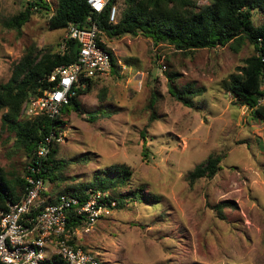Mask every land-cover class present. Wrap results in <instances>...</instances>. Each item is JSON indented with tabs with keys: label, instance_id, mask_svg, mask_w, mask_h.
Returning <instances> with one entry per match:
<instances>
[{
	"label": "rangeland",
	"instance_id": "obj_1",
	"mask_svg": "<svg viewBox=\"0 0 264 264\" xmlns=\"http://www.w3.org/2000/svg\"><path fill=\"white\" fill-rule=\"evenodd\" d=\"M28 1L0 0V83L29 49H64L66 29H49L44 9L32 10L19 30L6 24ZM254 21L262 16L255 14ZM102 38L118 74L97 78L89 93L78 96L82 113L72 104L63 107V138L53 144L57 186L48 179L44 186L56 194L105 180L106 168L125 164L131 175L117 191L126 196L144 186L159 197L150 204L126 198L110 217L80 232L77 244L101 264H264V120L223 87L253 53L252 45L184 53L142 36ZM167 72H176L179 84L204 88L193 96L197 107L169 94ZM211 154L222 157L220 169L189 185L187 173ZM0 164L8 178L24 176L25 151L12 132L1 130V120ZM221 202L227 205L218 216L212 206Z\"/></svg>",
	"mask_w": 264,
	"mask_h": 264
},
{
	"label": "trees",
	"instance_id": "obj_2",
	"mask_svg": "<svg viewBox=\"0 0 264 264\" xmlns=\"http://www.w3.org/2000/svg\"><path fill=\"white\" fill-rule=\"evenodd\" d=\"M116 3L121 5V9L112 22L109 20V12ZM41 9L46 11L51 30L66 29L69 24L87 28L95 23L101 32L99 37L142 36L150 39L155 46L164 44L184 53L225 46L238 52L244 44L249 43L253 53L243 59V64L229 75L223 87L235 103L248 109L253 118L264 120V0H109L101 12L94 11L87 0H56L54 5L46 0H29L22 11L6 20V24L19 30L30 18L32 10ZM255 14L262 16L258 24L254 21ZM62 45L64 49L59 51L29 49L13 65L10 78L0 83L1 130L12 132L15 143L23 147L26 155L24 176L30 173L28 166L39 167V175L44 181L48 179L52 186H57L56 172L59 167L53 155V147L41 160L36 159L34 153L39 142L50 131L63 130L65 121L61 116L22 119L20 112L29 95H40L52 85L48 77L57 66L68 65L76 60L78 43L66 39ZM102 45L110 54L109 73L118 74L120 67L116 57L107 44ZM167 78L168 92L175 100L190 108L197 107L193 96L199 95L204 88L194 89L190 83L179 84L176 72H167ZM93 84L94 80H85V87L76 88L68 105H74L82 113L78 96L89 93ZM154 101L155 97H152L151 105ZM151 117L154 118V114ZM145 133L141 132L143 138ZM147 151L144 146V157H148ZM221 158L220 155L211 154L195 165L186 175L189 185L201 178L213 177L220 169ZM103 173L108 176L105 180L95 176L97 181L89 185L57 189L59 192L56 194L48 190L42 195L45 203L53 202L60 193H69L84 200L88 189L107 192L111 199L117 201L116 209L124 206L126 198L146 204L158 201L159 196L146 191L144 186L134 188L126 196L117 191L118 187L127 184L131 175L125 164H113ZM24 176L8 178L0 164V213H6L7 204L18 201L23 195L26 185ZM225 205L226 202H221L212 207L218 216H222ZM81 225L82 217L71 211L68 229L79 228Z\"/></svg>",
	"mask_w": 264,
	"mask_h": 264
},
{
	"label": "built area",
	"instance_id": "obj_3",
	"mask_svg": "<svg viewBox=\"0 0 264 264\" xmlns=\"http://www.w3.org/2000/svg\"><path fill=\"white\" fill-rule=\"evenodd\" d=\"M91 8L101 12L109 0H87ZM117 7L110 8L109 20L114 22ZM95 23L87 28L75 24L66 27V39L75 40L78 54L74 62L57 66L48 77L52 85L40 95H30L24 101L21 115L26 119L38 116L56 118L68 105L77 87L84 88L85 80H96L110 72L111 58L99 37ZM82 79V81H80ZM63 130L50 131L36 147V159L41 160L62 140ZM24 176L25 190L21 198L8 203V211L0 213V264H101L90 250L77 244L80 232H89L95 224L116 210L117 201L107 192L87 190L84 200L60 193L46 204L42 196L48 189L39 175L40 168L28 166ZM82 217L79 228L68 229L70 212Z\"/></svg>",
	"mask_w": 264,
	"mask_h": 264
},
{
	"label": "water",
	"instance_id": "obj_4",
	"mask_svg": "<svg viewBox=\"0 0 264 264\" xmlns=\"http://www.w3.org/2000/svg\"><path fill=\"white\" fill-rule=\"evenodd\" d=\"M38 2H40L41 0H37Z\"/></svg>",
	"mask_w": 264,
	"mask_h": 264
}]
</instances>
